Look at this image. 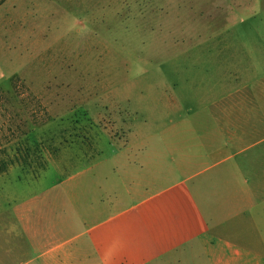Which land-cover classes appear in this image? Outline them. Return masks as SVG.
Here are the masks:
<instances>
[{"label":"crops","instance_id":"1","mask_svg":"<svg viewBox=\"0 0 264 264\" xmlns=\"http://www.w3.org/2000/svg\"><path fill=\"white\" fill-rule=\"evenodd\" d=\"M228 1V10L226 2L211 5L206 39L193 41L190 85L198 102L187 120L123 141L111 152L109 174L98 170L102 157L53 184L46 226L31 219L24 227L28 242L12 246L31 254L15 264H264V0ZM204 61L203 85L195 76ZM116 181L140 194L112 206ZM70 203L82 229L69 237ZM95 207L105 211L87 220Z\"/></svg>","mask_w":264,"mask_h":264},{"label":"rangeland","instance_id":"2","mask_svg":"<svg viewBox=\"0 0 264 264\" xmlns=\"http://www.w3.org/2000/svg\"><path fill=\"white\" fill-rule=\"evenodd\" d=\"M228 2L0 0V254L8 251L5 264L31 254L28 247L18 253L12 244L26 245L24 227L31 219L40 229L46 226V194L53 184L102 157L98 170L109 174L111 152L123 141L157 135L163 125L187 120V110L198 102L190 85L197 73L191 70L193 41L206 39L211 5L225 3L228 10ZM205 68L204 61L195 76L203 85ZM123 185L116 181L113 188L119 193L114 207L140 194V189L126 193ZM108 188L103 192L110 193ZM36 195L41 197L32 201ZM22 206L23 220L17 222L15 211ZM88 211L87 220L105 209ZM61 215L59 210L54 218ZM68 216L70 237L82 229L78 205L68 204Z\"/></svg>","mask_w":264,"mask_h":264}]
</instances>
